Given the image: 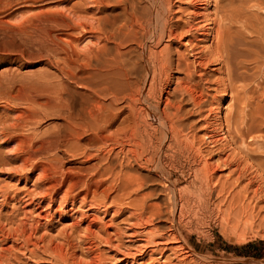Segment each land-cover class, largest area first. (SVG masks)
Masks as SVG:
<instances>
[{
	"label": "rangeland",
	"instance_id": "374dc122",
	"mask_svg": "<svg viewBox=\"0 0 264 264\" xmlns=\"http://www.w3.org/2000/svg\"><path fill=\"white\" fill-rule=\"evenodd\" d=\"M89 1H93V4ZM95 1L94 3V0H0V264H90L89 262L91 264H264V257L246 254L241 248L248 241L264 238V0L140 1L144 17L147 15L146 11L149 12V9H146L152 7L156 14L159 13L158 18L162 16L163 20H161L162 18L156 19L155 26L145 27L144 41L148 42L145 41L147 43L145 44L146 64L149 68V75L151 74L150 80H152L143 82L144 73H141V69L138 75V77L140 76L138 85L141 84V90H153V93H150L151 97L149 95L148 100H141V103L138 104L144 103L145 106H142L145 108L144 113L147 120L156 124L150 117L149 111L155 109L157 102H159V108L162 107L161 99L166 94V85H169L171 93L168 91V94H170L171 101L182 100L180 101L182 104L179 116L184 131V133L182 131V138L187 144L181 145L183 151L181 147H178L179 150L175 143L167 148V150H171L168 152L166 149L164 150L165 145L161 149L159 146L156 150L161 158L159 163L150 160L148 162L145 157L147 155L141 157L139 161L142 162H136L130 157L132 165L130 167L133 168L131 170L129 166L126 168L128 163H125L123 153L122 155L121 152L120 154L119 152L114 153L115 155L119 154L118 160L119 162L121 160L123 165L126 164V169L124 168L125 170L123 169L119 174L117 160L115 161L117 168L113 169L117 175L113 170V172L107 171V173L111 171L108 176L107 173L100 175L101 177L95 174V179L107 178L104 183L102 180L100 183L98 181L96 186L92 183V187L91 185L87 187L86 190L89 188L91 191H88L89 193L86 191L84 198L85 194L82 195L84 192L82 189L85 190L86 185L83 183V179H88L92 172L94 174L98 168L97 165H99L97 164L98 159L95 160L96 157L92 155V158L90 155L91 152L93 154L96 143L87 145V153L83 148L86 144L85 139L81 140L83 146L81 142L80 146H75L77 150L73 145H70L71 148H69L73 150L70 151L71 153L68 145L64 143L67 135L64 125L65 109L59 108L60 106L64 107L60 103H64L66 97L69 96L79 98V92L84 88H81L77 81H69L65 72L60 69L63 68V66L61 68L63 65L61 63L64 58L69 57L70 54L72 56L66 60L68 62L71 60L69 64L73 69L78 66L76 62H81V58L75 54L86 52L90 46L88 42L91 41V36L87 37L88 34H86L83 41L73 39L82 37L85 31L78 27L70 28L69 21L62 20L61 17L58 18L53 14V9L62 4L76 5L82 13L80 15L84 22L92 27H96L94 20L96 16L100 17L104 14L111 16L117 13L119 17L123 15L125 4L123 5L122 0H114V2H112L113 0H102L104 3L99 0ZM160 20L164 22L158 24L157 21ZM159 27L163 29L160 32L161 35L163 33L162 37L159 35ZM168 28L173 29V34L176 35L168 36ZM151 32L152 34L148 35ZM158 35L161 38H158ZM217 37L222 41H219ZM215 39L216 41H214ZM132 40L133 42H131ZM132 40L130 39L128 43L126 40L121 48L123 46L124 50L131 48V53L134 49V57L135 54L139 55L138 50L141 45L144 47V44L136 41L137 46L136 39ZM167 40L170 43L167 59L170 62V72L174 77L170 79V83L165 82L164 72L162 69L160 70L162 65L158 68L160 65L158 56L160 55L153 57L154 52H149L148 49L149 47L155 50L160 49L162 43L164 44ZM73 41H76V47L73 45ZM225 42L228 43L225 44ZM77 43L80 44L77 45ZM80 49L82 52L79 51ZM227 51L229 52L225 57ZM149 53H151L152 59H150ZM219 53L223 55H218ZM220 56L224 57V62ZM60 57L62 60L59 59ZM228 57V62L233 59L235 64L232 61L231 64H228L225 59ZM74 58L76 59L74 60ZM240 61L243 66L242 63L238 65ZM66 63H64L65 67ZM232 68H235L234 71ZM153 71L154 74L151 73ZM229 72L235 74H231L230 77ZM151 76L154 77L151 78ZM186 78L189 82H186L188 81ZM178 79L194 89L193 93L196 96L194 105H191L193 103L191 99L180 97V91L176 86L180 81ZM185 79L186 81H184ZM65 82H68L72 87ZM191 83H193L192 86ZM161 85L164 88L159 95ZM194 85L199 90L194 88ZM68 86H70V91H68ZM64 88L66 89L63 90ZM177 91L179 95L175 94ZM196 91L199 93L201 91L202 94L198 93V95ZM59 93L62 94V99ZM159 111L156 109L155 113L158 114ZM223 133L228 135V137L226 136L228 139H222ZM19 138L20 140H18ZM59 141L65 144L68 149L66 150L64 145L58 143ZM20 142L22 145L19 144ZM159 142L157 140L155 143ZM32 144L34 147H31ZM161 144H163V140ZM172 145L178 150L172 148ZM18 146L22 147V150L18 149ZM186 146L187 149H185ZM80 148L81 150H79ZM82 149L85 154L81 152ZM28 150L32 152H28ZM22 151H25L24 154ZM174 151H177L176 154ZM94 152H97L96 149ZM165 152L168 156L165 155ZM72 153L76 154L70 157ZM28 154L30 156L32 154L31 157L34 154L35 156L30 159ZM86 154L89 156L87 157ZM162 155H165L167 159H164ZM28 156L29 160H32L31 162L26 160ZM48 156L49 158L46 160L45 157ZM50 156H53V161ZM56 157L58 158L56 159ZM113 157L114 160L117 159V156L113 155ZM40 158L42 159L39 160ZM50 158L51 160H49ZM163 160L167 163H164ZM42 162L44 164L48 162L50 165L54 163L53 167L56 165L57 170L61 169L57 173L58 176L56 175L57 171L55 174L53 172L57 183L51 176L52 173H49L56 169L51 168V170L52 166L48 163L45 164V167H39L43 165ZM210 162L212 163L210 164ZM141 163L147 165H143V167ZM208 163L215 165L212 168L215 167L216 173L214 174L213 170L211 180L204 179L207 178L204 170ZM93 165L97 167L96 170ZM200 166L201 168L196 172ZM48 167L51 171L47 169ZM40 168H45L47 172L43 169L42 171L45 173L41 172ZM127 169H129L128 172L140 176L138 182L143 179L141 186L144 187L145 184V187L139 186L143 190H137L135 183L134 186L131 182L124 183L127 181L124 178ZM136 170H139L140 174L135 173ZM167 171H171L172 174L168 176ZM199 173H203V176ZM45 175L50 179H45ZM65 175L82 178L79 183L74 184L76 189L74 185L71 186L72 181L68 182L67 178L62 184L64 186L61 185L59 189H56L58 188L56 185L58 179L64 178ZM84 175L85 177H83ZM112 175H116L115 181L112 180L114 177ZM117 176H119V180H117ZM167 176L168 178H166ZM201 176L204 178L202 179ZM141 177L143 178L140 179ZM41 178L45 179L44 182ZM122 179L125 181L122 182ZM51 181L54 182L53 187ZM113 181L114 183H112ZM107 182L111 185L108 188L112 190L107 188V193H103ZM121 182L125 186L124 184L121 186ZM211 182L215 186L211 187ZM101 183L102 187L104 186L103 191L99 185ZM80 184L83 188L79 187ZM206 184L209 185V190L205 186ZM97 185L100 187L98 188ZM77 187L82 189L77 191ZM121 187L124 189L120 190ZM171 187L176 191V199L174 195L172 196ZM62 189L67 192L65 193V196L68 194L67 198L64 197ZM133 189L138 196L135 191L132 192ZM148 189L152 190V194H149ZM57 190L60 191L57 192ZM115 190L117 191L115 192ZM129 191H131V195L127 197ZM72 192L76 194L73 195ZM112 192L114 193L111 197ZM100 193H103L104 196L106 194L107 197L105 198ZM144 193L145 196H143ZM140 197L141 200H138ZM166 197L169 198L168 201ZM103 198L106 200L104 199V201ZM172 198L176 201V207ZM180 198H183V201L186 200V205L184 202L183 205L181 203L183 207L179 205L182 202ZM162 200L165 202L163 203ZM101 202H103L102 205ZM142 202L148 211L141 206ZM152 203H155L153 209H151ZM160 203H163V207L159 205ZM165 204L170 206V210L166 211L168 215H165V210H168ZM158 205L162 208H159ZM155 206H157V210L161 209L164 215L159 213ZM140 210H142L141 216H139ZM178 211L181 212V215L177 214ZM145 215L149 219L146 220L143 217ZM151 215L153 217L150 218ZM87 225L91 227L88 230L84 228ZM170 225L173 227H169ZM57 246L58 249H56Z\"/></svg>",
	"mask_w": 264,
	"mask_h": 264
},
{
	"label": "bare ground",
	"instance_id": "6f19581e",
	"mask_svg": "<svg viewBox=\"0 0 264 264\" xmlns=\"http://www.w3.org/2000/svg\"><path fill=\"white\" fill-rule=\"evenodd\" d=\"M82 1V0H81ZM87 1V0H86ZM99 1H102V0H99ZM108 1V0H107ZM106 1V2H107ZM112 1V0H111ZM110 1V2H111ZM118 1V0H117ZM123 1V5L125 4V6H123L124 7V12H122L123 13V15L121 16V17H119V15H117V14H114V15H111V16H109L108 14H104V15H102V16H100V17H97L96 16V18L94 19L95 20V26L96 27H92L91 25H88L87 24V22H84V20H83V17H81V15H80V11H79V7L78 6H76V5H71V6H67V5H65V4H62V5H59L58 7H55L56 9H53L54 11H53V14L54 15H57L58 16V18L59 17H61L62 18V20L64 19V20H67V21H69V23L68 24H70V28L72 27H78V28H80V29H83V31H85L84 32V34H83V36L81 37L80 36V38H73V39H75L76 41H78V40H82V39H84V38H86V36L87 37H89V35L91 36V41L90 42H88V43H90L88 46H85L86 48L88 47V49H86V52H83V53H76L75 54V56H78V57H80L81 58V62H76L77 64H78V66L76 67V68H74L73 69V67H71L70 66V64H69V62L71 61L70 59V61L68 62L66 59L67 58H69L70 56H72L70 53V56L69 57H67V58H64V61H63V63H61V64H63V65H61V68H62V66H63V68L62 69H60V70H62V72H65V74H66V76L70 79L69 81H77V84H78V82H79V84L81 85V88L83 87L84 89L83 90H81L80 92H79V98H75V97H72V96H69V97H66V101L64 102V103H60V104H62L64 107H62V106H60L59 108H64L65 109V126H66V132H67V135H66V137H65V139H64V143L66 144V145H68V148L70 147V145H73V147L75 148V150H77L76 149V147L75 146H80V142H81V140L82 139H85V145H84V149H85V151H86V153H87V149H88V144L89 143H96V147H94L95 149H96V151L97 152H94V150H93V154H92V152L90 153V150H88V152L90 153V155H91V157L93 158V156H95L96 157V159L95 160H97L98 162H97V164H99V165H97L98 166V168L97 167H95L94 165V169L95 168H97V170L94 172V174H92L91 173V175H90V177H88V179H83V183L86 185V187H85V185H83L84 187H85V190H83L82 188V184H80L79 185V187L81 186L82 188V195H84L85 194V196H83L84 198L86 197V191L88 192V191H91V190H89V188H88V190H86L87 189V187H89L90 185H91V187H92V183L96 186V184L98 183V181H99V183H100V181H102L103 180V183H104V181L106 180V178L107 177H104V178H99V177H101L100 175H104V173H107V171H109V170H115V167L117 168V166H116V162L115 161H117L118 160V156H119V154H120V152H121V155H122V153H123V155L125 156V163L127 164H125L126 165V168H127V166H132L131 164H130V160L131 159H129L130 157L134 160V161H136V162H142V161H139L140 159H141V157L144 155H147V156H145L146 157V159L148 160V162H149V160L150 161H155L156 163H159V161H160V157L158 156V154H157V152H156V150L158 149V147L161 149V147L162 146H166V147H164V150L166 149V151L168 152V150H170V149H168L167 150V148L168 147H170L171 146V144H173V143H175L176 145H177V148L179 147H181V145L182 144H187V142L186 143H184V141L185 140H183V138H182V124H181V117L179 116V110L181 109V104H180V101H182V100H180V101H178V102H175L174 100H172L171 101V99H170V94H168V91H169V89H170V86L168 85H166V87L167 88H165L166 89V94H165V96L161 99L162 101L161 102H163V104H162V107H160L159 108V102H157V103H155V109L154 110H150L149 112L151 113V118L153 119V121H155V123L156 124H153L154 122H152V121H148L147 120V118H146V116H145V113H144V110H145V108L142 106V105H144V103L142 102V104H138L141 100H148L147 98L149 97V95H150V97H151V94L150 93H153L152 91H150V90H148V89H146V90H141L142 88H140V85H138V83H139V80H140V76L138 77V75H139V73H140V71H141V69H142V71H141V73H144V78H143V82L145 81V82H149V81H151L150 80V75H149V68L147 67V64H146V48H145V44H147V43H145V41H144V37H145V27L147 26V27H150V26H152V25H154V24H156V19H160V18H162V16H160L159 18H158V15H159V13L158 14H156L155 12H154V10H153V8L152 7H149V8H147L146 10H148L149 9V12H147L146 11V13H147V15H146V17H144L145 15L143 14L142 15V12L144 11V10H142V5H140L141 3H140V1L141 0H122ZM158 1V0H157ZM90 2V1H89ZM92 2V4H93V1H91ZM90 2V3H91ZM96 1L94 0V3H95ZM103 2V1H102ZM101 2V3H102ZM112 2H114V0L112 1ZM147 2V1H146ZM154 2V1H153ZM63 3V2H62ZM86 3H88V2H86ZM104 3V2H103ZM109 3V2H108ZM72 4V3H71ZM165 4V3H164ZM87 5V4H86ZM89 6H90V4H88ZM152 6H153V3L151 4ZM57 6V5H56ZM96 6V5H95ZM150 6V5H149ZM158 6H159V4H158ZM92 7H94V6H92ZM143 7H144V5H143ZM156 7H157V5H156ZM81 8V7H80ZM169 8V7H168ZM163 9V8H162ZM159 10V9H158ZM90 11H91V9H90ZM93 11V10H92ZM163 11V10H162ZM153 12H154V14H153ZM144 13V12H143ZM23 14V13H22ZM82 14V13H81ZM155 15H157V16H155ZM94 16V15H93ZM42 18V17H41ZM55 18H56V16H55ZM85 18H86V16H85ZM88 18V17H87ZM92 18H94V17H92ZM91 18V19H92ZM32 19V18H31ZM90 19V18H89ZM161 20H163V18L161 19ZM161 20L160 21H157L158 22V24L160 23H163V22H161ZM30 21V20H29ZM166 21V20H165ZM28 22V21H27ZM65 22V21H64ZM29 23V22H28ZM32 24V23H31ZM22 26V25H21ZM155 26V25H154ZM160 26V25H159ZM162 27V26H161ZM168 27V26H167ZM173 27V26H172ZM160 28V27H159ZM163 28V27H162ZM162 28H160L159 30V35L162 37V35H163V33H162V35L160 34V32H161V30H163ZM140 29H142V30H140ZM150 29V28H149ZM152 29H153V27H152ZM155 29V28H154ZM168 29H169V31H168ZM167 29V34H168V36H172V34H173V29H171V28H168ZM176 29V28H175ZM218 31V30H217ZM216 31V32H217ZM155 32V31H154ZM164 32V31H163ZM174 33H175V31H174ZM176 33H177V29H176ZM81 34V33H80ZM86 34H88V35H86ZM150 34H152V32L151 33H149L148 35H150ZM181 34V33H180ZM86 35V36H85ZM158 35V38L160 37ZM173 35H176V34H173ZM177 35H179L178 33H177ZM223 35V33L221 34V36ZM85 36V37H84ZM170 36V37H171ZM218 36V35H217ZM58 37V36H57ZM73 37V36H72ZM77 37V36H76ZM84 37V38H83ZM150 37V36H149ZM152 37V36H151ZM160 37V38H161ZM170 37H168V38H170ZM173 37V36H172ZM179 37H180V35H179ZM178 37V38H179ZM176 38V37H175ZM216 38V37H215ZM218 38V37H217ZM227 38V37H226ZM68 39H69V37H68ZM132 40V39H136L135 40V43H136V41H138V42H140V43H142V44H144V47H143V45H141L140 46V49L138 50L139 51V55H136L135 54V56L133 57V53H135L133 50H132V53H131V48L130 49H128V50H124L123 48H124V46H123V48H121L122 47V45H123V43H125L126 42V40H127V43L129 42V40ZM147 39H149V38H147ZM152 39V38H151ZM150 39V40H151ZM70 41H71V39H69ZM153 40V39H152ZM158 40V39H157ZM166 40V39H165ZM218 40L219 41H222V40H220V38H218ZM224 40H226L225 39V37H224ZM76 41H73L74 42V46L76 47V44H75V42ZM83 41V40H82ZM149 41V40H148ZM156 41V40H155ZM159 41V40H158ZM157 41V42H158ZM214 41H216V39L214 40ZM218 41V42H219ZM229 41V40H228ZM65 42H67L68 43V41H65ZM92 42V43H91ZM131 42H133V40L131 41ZM153 42H154V40H153ZM187 42V41H186ZM87 43V44H88ZM112 43H114L113 45H112ZM156 43V42H155ZM223 43V45H224V41L222 42ZM228 42H225V44H227ZM78 44H80V43H77V45ZM139 44V43H138ZM215 44V43H214ZM86 45V44H85ZM128 45V44H127ZM136 45H137V43H136ZM169 45H170V43H169V41L167 40V42H165L164 44L162 43V47L159 49H157V50H155L154 48H148L149 49V52L151 51L153 54V57H154V55L156 56H158V55H160V56H158L159 57V62L158 63H160V65H158V68L162 65V68H160V70L162 69L163 70V72H164V79H165V82H169L170 81V79L173 77L172 75V73L170 72L171 71V69H170V62H169V60L167 59L168 58V54H167V52H168V49H169ZM126 46V45H125ZM138 46V45H137ZM161 46V45H160ZM172 46V45H171ZM170 46V47H171ZM228 46V45H227ZM84 47V46H83ZM148 47V46H147ZM216 47H218L217 45H216ZM225 47V46H224ZM84 49V48H83ZM147 49V50H148ZM217 49V48H216ZM220 49V48H219ZM226 49V48H225ZM78 50V49H77ZM218 50V49H217ZM217 50H216V52H217ZM227 50H228V48H227ZM80 52H82V49H80L79 50ZM84 51V50H83ZM170 51H171V48H170ZM226 51V50H225ZM75 52V51H74ZM219 52H220V50H219ZM228 52L229 51H227L226 52V56L225 57H227V54H228ZM166 53V55H164ZM225 53V52H224ZM231 53V52H230ZM67 55H69L68 53H66ZM150 55H149V57L151 56V53H149ZM65 55V54H64ZM218 55H223L222 53L220 54H218ZM231 55V54H230ZM148 56V55H147ZM172 56V55H171ZM229 56V55H228ZM63 57H65V56H63ZM218 57V56H217ZM72 58V57H71ZM157 58V57H156ZM171 58V57H170ZM220 58H223V60H222V62H224V57L222 56H220ZM60 60H62L61 59V57L59 58ZM76 58H74V60H75ZM148 59V58H147ZM150 59H152V56H151V58ZM154 59V58H153ZM172 59V58H171ZM226 59V61L228 62V60L227 59H229V57L228 58H225ZM65 60L67 61V63L65 62ZM73 60V59H72ZM156 60V59H155ZM158 60V59H157ZM233 60V59H232ZM231 60V61H232ZM148 61H149V59H148ZM164 61V62H163ZM230 61V60H229ZM228 62V64L230 63H234V61H232V62ZM241 61H243V60H241ZM240 61V63H238V65L239 64H241L242 62ZM172 62H173V59H172ZM172 62H171V64H172ZM200 62H202V61H200ZM64 63H66V67L64 66ZM75 63V62H74ZM148 63H150V61L148 62ZM157 63V64H158ZM178 63V62H177ZM175 64H176V62H175ZM227 64V63H226ZM227 64V65H228ZM235 64V63H234ZM72 65H73V63H72ZM75 65V64H74ZM177 66H179L178 64H176ZM175 65V66H176ZM242 66H243V63L241 64ZM151 66V65H150ZM176 66V67H177ZM229 66V65H228ZM229 68V67H228ZM227 68V69H228ZM153 69V68H152ZM155 69V68H154ZM170 69V70H169ZM235 69V68H234ZM234 69L232 68V70L234 71ZM231 69L229 68V71H230ZM227 71V70H226ZM231 72V71H230ZM229 72V76L231 77V74H233L234 72H232V73H230ZM151 73H153L154 74V71L153 72H151ZM157 73H158V71H157ZM161 73V72H160ZM235 74V73H234ZM233 74V75H234ZM143 75V74H142ZM232 75V76H233ZM238 75V74H237ZM237 75H235V76H237ZM156 76V75H155ZM157 76H159V75H157ZM154 77V76H153ZM152 76H151V78H153ZM176 77V76H175ZM186 77V76H185ZM184 77V78H185ZM192 77H194V76H192ZM197 77V76H196ZM198 77H200V76H198ZM138 78V79H137ZM174 78V77H173ZM177 78V77H176ZM189 78V77H188ZM188 78H186L187 80H188ZM67 79V78H66ZM182 79V78H181ZM186 79L184 80V81H186ZM200 79V78H199ZM159 80V79H158ZM177 80V79H176ZM180 79H178V81H179ZM183 80V79H182ZM182 80H180L178 83H177V81L175 82V84H176V86H177V88H178V90L180 91L179 92V94H180V97H185V99H191L192 101H193V103L191 104V105H194L195 103V100H196V96L194 95V93L193 92H195V91H193L194 89H191V87L190 86H188V85H186V84H183L182 82ZM68 81V82H69ZM161 81H162V79H161ZM164 81V80H163ZM201 81V80H200ZM66 83L65 82V84H69V83ZM153 82H154V80H153ZM171 82H172V80H171ZM186 82H189V80L188 81H186ZM76 83V82H75ZM170 83V82H169ZM168 83V84H169ZM64 84V83H63ZM150 84H153V83H151L150 82ZM166 84V83H165ZM192 84L193 83H191V86H192ZM61 85V84H60ZM70 85V84H69ZM144 85V84H143ZM146 85V84H145ZM164 85V84H163ZM71 86V85H70ZM70 86H68V91H70L71 89H70ZM150 86V85H149ZM153 86V85H152ZM159 86V85H158ZM174 86V85H173ZM72 87V86H71ZM142 87V86H141ZM144 87V86H143ZM196 86L194 85V88H195ZM67 88V87H66ZM66 88H64L63 90H65ZM160 89H159V95H160V92H162V89L164 88V86H162L161 85V87H159ZM172 88V87H171ZM174 88V87H173ZM176 88V87H175ZM197 88V87H196ZM150 89V88H149ZM164 89V90H165ZM198 89V88H197ZM196 89V90H197ZM173 90V89H172ZM199 90V89H198ZM75 91H77V90H75ZM150 91V92H149ZM176 91V90H175ZM170 93H171V91H169ZM197 92V91H196ZM155 93V92H154ZM199 92H197L196 94H198ZM60 94V93H59ZM76 94V93H75ZM175 94H178V91H177V93H175ZM178 94V95H179ZM199 94H202V92L200 91V93ZM198 94V95H199ZM61 95V99H62V94H60ZM59 95V96H60ZM58 96V97H59ZM156 96H157V94H156ZM187 97V98H186ZM181 98V99H182ZM202 98V97H201ZM201 98H200V100H201ZM60 99V98H59ZM60 99V100H61ZM153 99H154V97H153ZM197 99H199V98H197ZM64 100H65V98H64ZM150 100V99H149ZM177 100V99H176ZM200 100H198V101H200ZM159 101V100H158ZM189 102H190V100H189ZM58 103V102H57ZM56 103V104H57ZM58 103V104H59ZM141 103V102H140ZM150 103V102H149ZM198 104V103H197ZM200 104H201V102H200ZM199 104V105H200ZM148 105V104H147ZM198 105V106H199ZM59 106V105H58ZM145 106V105H144ZM197 106V105H196ZM194 107V106H193ZM152 108V107H151ZM156 109L158 110H160L159 111V113L158 114H156L155 113V111H156ZM59 110V109H58ZM127 110V111H126ZM148 110V109H147ZM124 111H125V113H124ZM149 112H147V114L149 113ZM60 113V112H59ZM122 113H124V114H122ZM64 114V113H63ZM184 114V113H183ZM149 115V114H148ZM181 116H182V114H180ZM64 118V117H63ZM154 118H155V120H154ZM183 118V117H182ZM25 119V118H24ZM19 120V119H18ZM20 120H21V118H20ZM183 120H184V118H183ZM157 121V122H156ZM22 122V121H21ZM184 122V121H183ZM19 125H20V122H19ZM18 125V126H19ZM183 133H184V131H183ZM184 135H186V134H184ZM228 137V135H224V133H223V136H222V139L224 140L225 138L226 139H228L227 137ZM58 138V137H57ZM159 138V139H158ZM186 138V137H185ZM61 139H63V138H61ZM221 139V140H222ZM18 140H20V138L18 139ZM55 140V139H54ZM59 140V139H58ZM158 140V142H159V140H160V142L157 144V143H155L156 141ZM162 140H163V144H161L160 145V143L162 142ZM187 140H188V138H187ZM220 140V139H219ZM220 140V141H221ZM63 141V140H62ZM83 141V140H82ZM228 141V140H227ZM17 142V141H16ZM22 142V141H21ZM21 142L19 143V144H21ZM231 142V141H230ZM57 143V142H56ZM58 143H60V141L58 142ZM82 143V142H81ZM189 143V142H188ZM191 143V142H190ZM18 144V143H17ZM22 144H23V142H22ZM21 144V145H22ZM60 144H62V146L64 145L65 146V144H63V143H60ZM59 144V145H60ZM175 144H173V145H175ZM191 144H193V143H191ZM21 145H19V146H21ZM58 145V146H59ZM173 145H172V148H174L173 147ZM189 145V144H188ZM229 145V144H228ZM19 146H18V149H20V150H22V147L21 148H19ZM24 146V145H23ZM29 146H30V143H29ZM61 146V145H60ZM82 146H83V143H82ZM127 146V147H126ZM25 147V146H24ZM31 147H34L33 146V144H32V146ZM189 147V146H188ZM65 148H66V150L68 149L66 146H65ZM64 148V149H65ZM71 148V147H70ZM69 148V149H70ZM73 148V149H74ZM163 148V147H162ZM171 148V149H172ZM176 148V147H175ZM174 148V149H175ZM176 148V150H178ZM182 148V147H181ZM185 148V147H184ZM24 150H26L25 148H23ZM27 149H29V147H27ZM31 149V148H30ZM185 149H187V146H186V148ZM184 149V150H185ZM193 149H195V148H193ZM72 149H70L69 150V152L71 151ZM79 150H81V148L79 149ZM116 150V151H115ZM180 150V149H179ZM191 150V149H190ZM30 150H28V152H29ZM73 151V150H72ZM114 151V152H113ZM160 151V150H159ZM171 151V150H170ZM170 151H169V155H170ZM182 151H183V148H182ZM181 151V152H182ZM18 152H20L19 150H18ZM17 152V153H18ZM25 152V151H24ZM24 152L22 151V153L24 154ZM30 152H32V151H30ZM34 152V151H33ZM65 152H67V151H65ZM76 153L78 152V151H75ZM81 152H83V149H82V151ZM117 152H119V154L118 155H115ZM177 152V151H176ZM176 152L174 151V153L176 154ZM180 152V151H179ZM178 152V153H179ZM187 152H188V150H187ZM64 153V152H63ZM68 153V152H67ZM71 153V152H70ZM70 153H68V154H70ZM76 153H72L71 154V156L70 155H68V156H70V157H73V156H75L74 154H76ZM84 153V152H83ZM115 153V154H114ZM164 153V152H163ZM166 153V152H165ZM189 153V152H188ZM20 154V153H19ZM26 154V153H25ZM85 154V153H84ZM114 156H117V159L116 160H114V157H113V155ZM172 154V153H171ZM181 154V153H180ZM29 155V154H28ZM73 155V156H72ZM93 155V156H92ZM165 155H167V153L165 154ZM165 155H162V156H164V159H167V158H165ZM183 155V154H182ZM192 155V154H191ZM20 156H21V154H20ZM26 157H27V154L25 155ZM30 156V155H29ZM29 156H28V159H26V160H28V161H32V160H29ZM31 156H32V154H31ZM30 156V157H31ZM34 156H35V154L33 155V157H31L30 159H32V158H34ZM53 156H55V155H53ZM52 156V157H53ZM78 156H80L79 154H78ZM84 156V155H83ZM82 156V157H83ZM86 156H87V154H86ZM88 156H89V154H88ZM87 156V157H88ZM124 156H121V157H124ZM168 156V155H167ZM178 156H180V155H178ZM51 157V156H50ZM51 157V158H52ZM91 157H89V158H91ZM173 157V156H172ZM175 157H176V155H175ZM37 158V157H36ZM46 158V160H47V158H49V156L48 157H45ZM51 158L49 159V160H51ZM58 157H56V159H57ZM75 158V157H74ZM76 158H77V156H76ZM168 158H170V157H168ZM17 159H18V157H17ZM42 158H40L39 160H41ZM53 159L54 158H52V161H53ZM84 159V158H83ZM86 159H88V158H86ZM120 159H122V158H120ZM145 158H144V160L145 161H147ZM172 159V158H171ZM211 159V158H210ZM214 159V158H213ZM23 160V159H22ZM25 160V159H24ZM34 160V159H33ZM38 160V159H37ZM89 160V159H88ZM129 162H128V161ZM143 160V161H144ZM172 160H175V159H172ZM171 160V161H172ZM200 160V159H199ZM198 160V161H199ZM134 161H133V163H134ZM145 161H144V163H145ZM166 161V160H165ZM168 161H169V159H168ZM170 161V163L172 164V162ZM194 161H195V159H194ZM214 161V160H213ZM23 162V161H22ZM26 162V161H25ZM35 162H36V159H35ZM35 162H33V163H35ZM55 162V161H54ZM124 162V161H123ZM132 162V161H131ZM163 162H164V160H163ZM205 162H209V161H205ZM204 162V163H205ZM37 163V162H36ZM40 163V162H39ZM48 162H45V164H47ZM143 163V165H147V164H144ZM164 163H167V161L166 162H164ZM175 163V162H174ZM212 162H210V164H211ZM214 163H216L215 161H214ZM29 164H31V163H29ZM42 164L44 165H40L39 167H45L46 165L42 162ZM49 165H50V163H48ZM52 164H54V163H52ZM52 164L50 165V166H52ZM140 163H138V165H139ZM177 164V163H176ZM203 164V163H202ZM201 164V165H202ZM209 163L207 164V167H205L206 168V170H204V173H205V177H207V178H204V179H207V180H211V178H212V172H213V170H214V168L215 167H213L212 168V166L214 165H210ZM217 164V163H216ZM32 165V164H31ZM31 165H29V166H31ZM35 165H37V164H35ZM117 165H119L118 167V171H119V174H120V171H123V169L125 168V165H123L122 163H121V160H120V162H119V160H118V163H117ZM137 165V164H136ZM141 165H142V163H141ZM142 165V166H143ZM157 165V164H156ZM155 165V166H156ZM161 165V164H160ZM159 165V166H160ZM167 165V164H166ZM173 166H174V164H172ZM218 165V164H217ZM237 165V164H236ZM33 166V165H32ZM31 166V167H32ZM140 166V165H139ZM158 166V165H157ZM163 166V165H162ZM169 166V165H168ZM178 166V165H177ZM179 166H181V165H179ZM193 166V165H192ZM196 166H197V164H196ZM205 166H206V164H205ZM215 166V165H214ZM28 167V166H27ZM37 167V166H36ZM144 167V166H143ZM148 167V166H147ZM172 167V166H171ZM175 167H176V165H175ZM203 167H204V165H203ZM216 167H218V166H216ZM25 168V167H24ZM51 168H55L56 169V165H55V167H50V169ZM125 168V169H126ZM155 168V167H154ZM159 168V167H158ZM163 168H164V166H163ZM168 168V167H167ZM178 168H180V167H178ZM194 168L196 169V167H195V165H194ZM201 168V166L197 169V171L196 172H198V170ZM211 168H212V170H211ZM222 168V167H221ZM35 169V168H34ZM41 169V172H43L42 171V169L43 168H40ZM47 169H49V167L47 168ZM49 169V171H51ZM124 169V170H125ZM131 169H133L132 167H130V170ZM156 169V168H155ZM174 169V168H173ZM175 169H177V168H175ZM220 169V168H219ZM37 170V169H36ZM38 170H39V168H38ZM43 170H45V168L43 169ZM61 169L59 168V170H52L51 172H49L50 174L52 173V177H53V172H54V174H55V172H56V175H57V173H58V171H60ZM93 170V169H92ZM113 170V171H114ZM117 170V169H116ZM128 170L129 169H127V172L125 171V177L124 178H126L125 180H127L126 182H124L123 181V179H122V182H124V183H127V182H131L132 184V186H134V183H135V185L137 184V187H136V189L137 190H143L142 188H144L145 187V184L143 185L144 187H142L141 185H142V178L143 177H141L140 179H142L140 182H138L139 181V179H138V177H140V176H138L137 174H134L133 172H128ZM146 170H148V169H146ZM150 170V169H149ZM148 170V171H149ZM192 170H193V168H192ZM111 171L110 172H108L109 174L111 173ZM112 171V172H113ZM215 171V170H214ZM40 172V173H41ZM45 172H47L46 170H45ZM45 172H43V173H45ZM115 172V171H114ZM138 172V174H140V172H139V170L137 171L136 170V172L135 173H137ZM161 172H162V170H161ZM160 172V173H161ZM168 173V176L169 175H171L172 173H171V171H167ZM181 172V171H180ZM194 173H195V171H193ZM202 172V171H201ZM218 172V171H217ZM43 173H41L42 175H44ZM108 173H107V176H108ZM124 173V172H123ZM193 173V174H194ZM216 173V171L214 172V174ZM39 174V173H38ZM48 174V173H47ZM46 174V175H47ZM62 174H64L63 172H62ZM61 174V175H62ZM95 174H98L99 175V179H95ZM115 174H116V172H115ZM118 174V175H119ZM163 174V173H162ZM166 174V175H167ZM192 174V173H191ZM190 174V175H191ZM202 174V176H203V173H201ZM200 173H199V175H201ZM44 176L45 177V179H47V180H49L50 178L49 177H47V176ZM55 175V176H56ZM97 175V176H98ZM117 175V174H116ZM116 175H112V176H114L113 178L112 177H110V178H112V180H114V178L116 177ZM149 175V174H148ZM161 175V174H160ZM165 175V174H164ZM197 175H198V173H197ZM50 176V177H51ZM58 176V175H57ZM60 176V175H59ZM110 176V175H109ZM142 176V175H141ZM168 176L166 177V178H168ZM196 176V175H195ZM202 176H201V178H202ZM214 176V175H213ZM38 177V176H37ZM77 177V178H76ZM76 177H74L73 178V176H64V178H62V179H58V184H56L57 185V187L58 188H56V189H59V187H61V185L63 184V182H64V180L67 178V181L69 182V180H71L72 181V183H70V184H72L71 186H73L75 183L77 184V183H79V180L80 179H82V178H79L78 176H76ZM80 177H82V175H80ZM83 177H85V175L83 176ZM87 177V176H86ZM118 177L119 176H117V180H119L118 179ZM145 177V176H144ZM146 177H148V176H146ZM197 177H199V176H197ZM211 177V178H210ZM49 178V179H48ZM60 178V177H59ZM79 178V179H78ZM94 178V179H93ZM202 178V179H203ZM42 180H43V178H41ZM44 179V180H45ZM53 179H54V177H53ZM53 179H51V180H53ZM121 179V178H120ZM161 179V178H160ZM201 179V180H202ZM44 180H43V182H44ZM46 180V181H47ZM55 181H56V183H57V180L56 179H54ZM146 180V179H145ZM145 180L143 181L144 183H145ZM148 180V179H147ZM162 180H164V179H162ZM171 180H172V178H171ZM194 180V179H193ZM66 181V180H65ZM115 181V180H114ZM114 181L112 182V183H114ZM168 181V180H167ZM170 181V180H169ZM168 181V182H169ZM200 181V180H199ZM198 181V182H199ZM206 181V180H205ZM204 181V182H205ZM41 182V181H40ZM42 182V183H43ZM48 182V181H47ZM46 182V183H47ZM52 182V181H51ZM109 182V181H108ZM107 182V186L106 187H102V183L101 184H99L100 186H101V190L103 191V189H104V191H106V192H104L103 191V193H107V191L109 190V189H111V188H108V187H111V185H109L110 183H108ZM122 182L120 183V185L122 184ZM162 183L164 182V181H161ZM167 182V183H168ZM216 182V180L214 179V183ZM50 183V182H49ZM53 183L54 182H52V187H53ZM65 183V182H64ZM81 183H82V181H81ZM111 183V184H112ZM116 183H117V181H116ZM115 183V184H116ZM123 183V184H124ZM166 183V182H165ZM212 183V182H211ZM212 183V185H211V187L214 185L215 186V184L217 183ZM122 184V185H123ZM130 184V183H129ZM170 184H171V182H170ZM169 184V185H170ZM201 184H205V183H201ZM208 184V183H207ZM207 184L205 185V186H207ZM40 185H42L41 183H40ZM50 185V186H51ZM55 185V186H56ZM67 185H69V184H67ZM105 185V184H104ZM121 185V186H122ZM127 185V184H126ZM175 185V184H174ZM173 185V186H174ZM193 185V184H192ZM195 185V184H194ZM218 185V184H217ZM221 185V184H220ZM49 186V185H48ZM62 186H64V185H62ZM78 186V185H77ZM99 186V187H100ZM114 186V185H113ZM118 186V185H117ZM124 186H125V184H124ZM130 186V185H129ZM139 186H141L140 188H139ZM163 186V185H162ZM196 186V185H195ZM200 186V185H199ZM209 186V185H208ZM207 186V188H208V190H209V188L210 187H208ZM68 187V186H67ZM79 187H77L78 189H77V191L80 189ZM97 187H98V185H97ZM96 187V188H97ZM98 187V188H99ZM164 187H165V185H164ZM167 187V186H166ZM64 188H66V187H64ZM74 188L76 189V186L74 185ZM95 188V189H96ZM97 188V189H98ZM103 188V189H102ZM108 188V190H106ZM122 188L123 187H121L120 188V190H122ZM139 188V189H138ZM163 188V187H162ZM168 188V187H167ZM174 188V187H173ZM221 188V187H220ZM54 189V188H53ZM52 189V190H53ZM55 189V190H56ZM61 189V188H60ZM71 189H73V188H71ZM80 189V190H81ZM114 189V188H113ZM117 189V188H116ZM124 189V188H123ZM200 189H201V187H200ZM217 189V188H216ZM63 190V189H62ZM74 190V189H73ZM93 190H94V187H93ZM112 190V189H111ZM128 190H130V189H128ZM147 190V189H146ZM149 191V194H152L151 193V191L152 190H150V189H148ZM161 190V189H160ZM159 190V191H160ZM165 190V189H164ZM171 190L173 191V193H172V196L174 195V197H175V199L177 198V194H176V191H174L173 189H172V187H171ZM58 191H60V190H57V192ZM66 191H67V188H66ZM96 191V190H95ZM101 191V192H102ZM117 190H115V192H116ZM119 191V190H118ZM125 191V190H124ZM135 191V189H133L132 190V192H134ZM169 191V190H168ZM211 191V190H210ZM217 191V190H216ZM52 192V191H51ZM63 192V194H64V197H66L65 196V193H67V192H65L64 190L62 191ZM62 192H60V194L62 193ZM71 192V191H70ZM75 192H76V190H75ZM81 192V191H80ZM94 192V191H93ZM92 192V193H93ZM129 192H130V194H129ZM128 192V194H127V197H128V195H131V191H129ZM209 192V191H208ZM73 193V195L74 194H76V193H74V192H72ZM71 193V194H72ZM89 193V192H88ZM95 193V192H94ZM98 193V192H97ZM103 193H100L101 195L103 194ZM109 193V192H108ZM114 192H112L111 193V197L113 196L112 194H113ZM137 192L135 191V194H136ZM164 193H165V191H164ZM202 193V192H201ZM211 193V192H210ZM216 193V192H215ZM110 194V193H109ZM108 194V195H109ZM117 194H119V193H117ZM120 194L122 195V193H121V191H120ZM139 194V193H138ZM142 194V193H141ZM169 194H170V191H169ZM179 194V193H178ZM219 194V193H218ZM55 195V194H54ZM62 195V194H61ZM140 195V194H139ZM146 194L144 193V195L143 196H145ZM210 195V194H209ZM217 193L215 194V197L217 198ZM72 196V195H71ZM77 196H79V195H77ZM102 196H104V194L102 195ZM117 196V195H116ZM125 196V195H124ZM136 196H138L137 194H136ZM167 196V195H166ZM50 197V196H49ZM54 197V196H53ZM60 197V196H59ZM63 197V198H64ZM105 198L107 197L106 196V194H105V196H104ZM119 197H121V196H119ZM147 197V196H146ZM149 197V196H148ZM180 197H182L181 195H180ZM187 197V196H186ZM189 197V196H188ZM61 199H62V197H60ZM67 198V197H66ZM72 198V197H71ZM73 198H75L74 196H73ZM83 198V200H85ZM105 198H103V200L105 199ZM115 198V197H114ZM144 198V197H143ZM167 198V197H166ZM52 199V198H51ZM60 199V201L61 202H63V200H61ZM145 199V198H144ZM163 199V198H162ZM165 199V198H164ZM168 199L169 198H167V201H168ZM173 199V198H172ZM181 199V198H180ZM179 199V200H180ZM184 199H185V197H184ZM198 199V198H197ZM196 199V200H197ZM66 199L64 198V201H65ZM80 200V199H79ZM92 200H94V199H92ZM106 200V199H105ZM104 200V201H105ZM137 200V199H136ZM138 200H141V197L138 199ZM174 200V199H173ZM182 200V202H180L179 203V205H181V203H182V205H183V202H184V204L186 205V200L185 201H183V198L181 199ZM194 200V199H193ZM60 201H59V204H61L60 203ZM103 201V202H104ZM146 201V200H145ZM144 201V202H145ZM163 201V203L165 202V200H162ZM175 201V200H174ZM178 201V200H177ZM200 201H201V198H200ZM66 202H67V200H66ZM97 203H100V202H98V201H96ZM95 202V203H96ZM103 202H101V205H102V203ZM192 202V201H191ZM85 203V202H84ZM97 203H96V205H97ZM162 203V204H163ZM168 203H170V202H168ZM172 203V202H171ZM174 203V202H173ZM188 203V202H187ZM195 203V202H194ZM62 204H64V202L62 203ZM145 204V203H144ZM148 204V203H147ZM147 204H146V206H147ZM150 204V203H149ZM153 204V203H152ZM155 204V203H154ZM154 204L152 205V207H151V209H153V207H154ZM161 203L159 204V205H162ZM99 205V204H98ZM151 205V204H150ZM157 205V204H156ZM159 205H158V207H159ZM165 205H167V204H165ZM169 205V204H168ZM168 205H167V207H168ZM176 205V201H175V203H174V206ZM181 205V206H182ZM59 206H62V205H59ZM58 206V207H59ZM143 208H145L144 210H146V207H144L143 206V202H142V205H141ZM190 206V205H189ZM139 207V206H138ZM141 207V208H142ZM156 207V210L158 209L157 208V206H155ZM161 207V206H160ZM159 207V208H160ZM162 207H163V205H162ZM161 207V208H162ZM170 207V206H169ZM168 207V210H165V212L166 211H169L170 210V208ZM176 207V206H175ZM183 207V206H182ZM181 207V208H182ZM140 208V207H139ZM142 208V209H143ZM150 208V207H149ZM165 208V207H164ZM180 208V209H181ZM186 208H187V206H186ZM59 209V208H58ZM165 209H167V208H165ZM175 209V208H174ZM179 209V210H180ZM182 209H184V208H182ZM204 209V208H203ZM159 210H161V209H159ZM159 210H157L159 213L161 212L162 213V210L161 211H159ZM171 210H173V209H171ZM177 210V209H176ZM185 211H187L186 209H184ZM46 211V210H45ZM59 211H60V209H59ZM146 211H148V210H146ZM156 211V212H157ZM181 211V210H180ZM179 212V211H178ZM177 212V214H180L181 212H183V211H181V212H179L178 213ZM141 213H142V210H140V215L139 216H141ZM144 213H146L145 211H144ZM155 213V212H154ZM171 213V212H170ZM42 215V214H41ZM50 215V214H49ZM161 215V214H160ZM162 215H164L163 213H162ZM165 215H168L167 214V212H166V214ZM173 215V214H172ZM181 215V214H180ZM179 215V216H180ZM46 217V216H45ZM143 217H145L146 218V215L145 216H143ZM151 217H153V215H151L150 216V218ZM164 217V216H163ZM167 217V216H166ZM180 217H182V216H180ZM139 218H142V217H139ZM158 218H159V216H158ZM161 218H162V216H161ZM143 220H145L144 218H142ZM147 219H149V217L147 216V218H146V220ZM153 219V218H152ZM166 219V218H165ZM172 219H174L173 217H172ZM166 220H169V219H166ZM149 221H151V220H149ZM172 221V220H171ZM39 222V221H38ZM148 222V221H147ZM147 222H144V223H146V224H150V223H147ZM174 223V222H173ZM170 224V223H169ZM30 225V224H29ZM29 225H28V227H29ZM76 225H77V223H76ZM174 225V224H173ZM88 226V225H87ZM86 226V227H87ZM149 226V225H148ZM86 227H84L85 229H89V228H91V227H89L88 226V228H86ZM169 227H173V226H169ZM26 228V227H25ZM23 229V228H22ZM28 229V228H27ZM31 229V228H30ZM170 229V228H169ZM168 229V230H169ZM30 231V230H29ZM28 231V232H29ZM27 232V231H26ZM172 232H174V231H172ZM171 234V233H170ZM175 238V237H174ZM32 241V240H31ZM60 246V245H59ZM87 247V246H86ZM56 248V247H55ZM56 249H58V246H57V248ZM61 249V248H60ZM88 249V248H87ZM86 250V249H85ZM58 251V250H57ZM60 251V250H59ZM92 256V255H91ZM90 264H91V262H89Z\"/></svg>",
	"mask_w": 264,
	"mask_h": 264
},
{
	"label": "trees",
	"instance_id": "16d2710c",
	"mask_svg": "<svg viewBox=\"0 0 264 264\" xmlns=\"http://www.w3.org/2000/svg\"><path fill=\"white\" fill-rule=\"evenodd\" d=\"M241 248L246 254H251L257 257H264V238L248 241L244 243Z\"/></svg>",
	"mask_w": 264,
	"mask_h": 264
}]
</instances>
